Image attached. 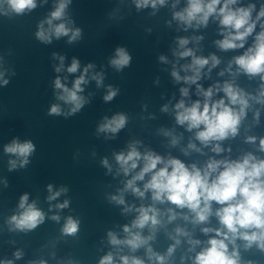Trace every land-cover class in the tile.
I'll return each mask as SVG.
<instances>
[{"label":"clouds","instance_id":"obj_1","mask_svg":"<svg viewBox=\"0 0 264 264\" xmlns=\"http://www.w3.org/2000/svg\"><path fill=\"white\" fill-rule=\"evenodd\" d=\"M133 2L138 10L148 7L157 10L158 6H164L167 0H133ZM238 2L239 0H187L186 7L173 12V20L182 25L185 31L189 28L207 27L210 18L218 20L223 38L215 41V44L222 51L243 49L248 37L253 36L258 23L260 26V31L256 32L252 45L242 55L233 57L228 68L219 73L220 76H223L225 71L233 76L239 72L249 77L259 76L262 83L255 95L246 92L234 81L216 82L205 89L199 81L221 63L220 59L215 54L208 57L197 56L193 48L187 47L190 43L189 38H177L178 46L173 50V55L178 60L191 58V62L180 65L179 69L176 63H173L171 76L177 83L195 85L196 96L202 97L186 103L185 98L189 97L190 88L181 87L179 89L181 99L172 108L176 124L184 126L188 132L195 130V140L202 146L198 147L189 140L186 148L182 149L185 155L190 151L203 153V148H210V151L216 155L225 152L226 149L222 147L221 142L239 134L242 121L252 108L253 102L264 105V5H261L253 18L252 13L256 5L234 7ZM70 3L71 0H58L48 18L38 25L35 35L39 41L48 44L52 42L53 37L59 39L65 36L68 37L69 43L80 39L81 29L69 27L68 25L73 22L65 18ZM176 3H179V0H176ZM36 6L37 0H0V14L8 15L10 11L22 15ZM172 7L175 8L176 4L174 3ZM54 21L60 22L54 23ZM201 39L202 36L191 38L197 43ZM53 56L60 61L59 65L55 66V71L60 73L65 68V57L57 56L55 53ZM159 60L162 63L169 62L163 55ZM109 63L117 71H121L130 66L131 56L124 47H117ZM233 63L237 66L236 73L232 72ZM206 66L205 73L202 70ZM80 68V61L73 58L66 71L75 74ZM93 68L94 65L91 63L84 66L71 87L62 82L59 76L56 77L54 80V88L57 90L56 99L67 105L68 110L64 112L60 104L54 103L50 106L48 115L71 116L88 103V100L81 95L84 91L82 85L88 84L90 77L91 80L96 81L97 87H100L104 79L101 72L90 73ZM5 71H0V86L9 83L8 79H5ZM181 71L185 74L181 75ZM66 79L67 77H64V80ZM219 93H223V96L213 99ZM117 94L118 89L109 85L103 99L105 102H110ZM161 111L168 112L169 105H163ZM259 117L260 110L256 109L253 113L256 123L259 122ZM127 122L128 117L124 113H117L111 118L104 117L97 131L114 136L126 126ZM161 132L170 138L169 144L173 147L181 139L171 130L161 129ZM256 141L255 136L246 137L248 143L254 144ZM140 143L133 141L128 144L126 152L114 154L118 165L116 174L122 173L130 178L124 182L122 189H118L119 194L111 195L109 199L117 205L124 206L123 213L135 212L136 215L130 224L122 226L123 238L114 231L107 232L108 243L116 249V252L109 251L100 258L98 264H170L174 253L182 244L181 238H184L183 242L188 245L187 252H195L194 256L187 257L191 260V264H242L238 240L244 242L245 250L255 245L264 252V159H259L249 152L236 160L209 157L203 166H198L196 163L188 165L179 158L171 155L163 157L150 149L141 152L138 150ZM259 150L264 152V137L259 138ZM4 152L15 157L8 162L9 171H12L17 167L23 168L30 162L29 157L35 152V145L31 140L20 141L14 138L4 146ZM101 163L108 172H112V166L107 158L102 159ZM138 182H143L142 187ZM6 184L5 181V186ZM47 191L49 193L47 200L51 202L68 190L66 187H61L54 191L53 185L49 184ZM126 192H130L140 200H144L146 194L150 193L151 203L147 205L142 203L139 207L129 205L124 197ZM166 203L175 207L161 209L157 206ZM214 204L218 205L215 209ZM68 206V200L50 205L59 210ZM18 209V213L7 220L10 231H32L45 221L46 214L37 207L35 201L29 203L27 193L21 195ZM185 209L187 212L182 211ZM213 216L218 220L219 227L200 228L201 233L208 237L206 241L195 238L192 231L178 225L172 233H168L169 239L173 242L165 253L161 254L153 249L151 242L156 239L157 232L178 218L195 227L208 225ZM50 219L59 221L60 216L52 215ZM145 229L147 235L144 234ZM78 231L79 221L71 216L67 217L61 229L62 234L75 236ZM125 247L129 253H132L131 255L120 254ZM197 247L200 248L199 251H196ZM141 248L144 249L146 259L134 255ZM22 255L19 250L14 253L16 259H20ZM184 259L185 256H181L182 262ZM0 264H13V261L2 260ZM30 264H46V261L40 260Z\"/></svg>","mask_w":264,"mask_h":264}]
</instances>
